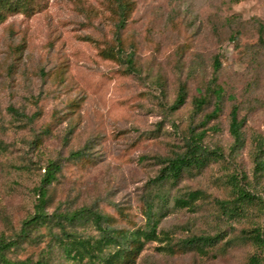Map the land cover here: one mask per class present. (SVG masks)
<instances>
[{
    "label": "rangeland",
    "instance_id": "obj_1",
    "mask_svg": "<svg viewBox=\"0 0 264 264\" xmlns=\"http://www.w3.org/2000/svg\"><path fill=\"white\" fill-rule=\"evenodd\" d=\"M30 1L31 14L6 13L0 23V235L18 233L33 213V190L49 161L62 165L49 212L89 207L118 228L143 227L147 185L161 168L155 157L182 151L192 128L225 158L173 190L199 189L208 198L195 211L171 202L157 230L167 234L147 242L135 264H251L260 251L242 236L260 224V207L228 219L214 201L231 197L227 177L240 171L264 202V175L252 174L253 139L264 137V0H130L121 31L124 60L108 56L117 47L115 0ZM132 55L134 73L126 62ZM214 75L224 90L222 111L206 120L214 101L202 113L193 101ZM182 84L187 102L172 111ZM234 108L246 144L231 158ZM80 150L84 159L70 158ZM77 231L98 233L92 225ZM47 232L42 228L9 258L88 264L65 259L57 245L46 253ZM219 232L224 239L208 256L180 248L189 236ZM170 243L173 254L164 250Z\"/></svg>",
    "mask_w": 264,
    "mask_h": 264
},
{
    "label": "trees",
    "instance_id": "obj_2",
    "mask_svg": "<svg viewBox=\"0 0 264 264\" xmlns=\"http://www.w3.org/2000/svg\"><path fill=\"white\" fill-rule=\"evenodd\" d=\"M118 20L114 39L116 48L108 51V56L124 60V49L122 47L121 31L128 21L129 12L132 10L130 0H115ZM33 12L30 0H0V23L5 19L6 13ZM128 62L130 73H134V58L129 56ZM221 63L218 58L215 60V72L219 70ZM223 88L217 83V77L204 86V91L193 101L195 112L202 113L206 105L214 101V109L206 120L216 118L220 115L223 105ZM188 99L186 85H180L176 98L171 105L172 111L183 107ZM244 122L239 119L237 108L230 114V135L232 144L229 147V157L237 156L245 147V136L243 132ZM205 132H197L189 128L185 134L184 149L173 150L168 156L157 155L155 157L161 165L156 176L150 179L144 202L145 225L143 227L118 228L111 221L112 217L89 207H82L75 210L49 212L50 188L58 181L62 171V165L49 161L42 169L38 185L34 187L35 202L33 213L22 221L18 233L12 236L0 235V264H49L50 257L39 259L35 262L25 260H12L9 253L19 249L24 243H31L35 240L34 234L42 228L48 230L51 241L47 245L46 253H51L54 246L61 250L65 259L75 263L88 264H135L136 259L149 241L159 240L158 225L168 212V206L172 202L176 209L195 211L200 201L208 198L202 190L176 191L180 182L186 177L201 172L211 161L225 158L221 151H212L204 144ZM254 150L252 152L253 178L259 180L264 175V137L254 136ZM86 157L83 150L76 151L70 158L81 161ZM227 185L231 189V197L228 199H216L214 203L228 219H241L246 217L250 207L259 206L261 210V221L249 231L243 234L242 238L251 241L257 249L258 255L250 258L251 264H264V202L255 192L253 182L248 176L237 171L227 177ZM119 214L123 210L119 209ZM92 225L98 232L97 235H82L77 230L79 227ZM161 234H167L162 231ZM224 235L219 232L214 235H192L183 239L180 248L184 251H196L200 255L208 256L211 250L216 248ZM229 242V241H228ZM175 245L170 243L164 250L175 253Z\"/></svg>",
    "mask_w": 264,
    "mask_h": 264
}]
</instances>
